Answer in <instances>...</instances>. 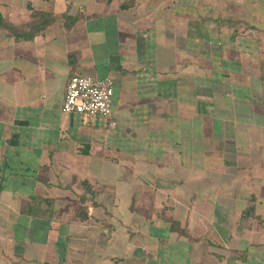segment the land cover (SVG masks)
<instances>
[{
  "label": "crops",
  "instance_id": "obj_1",
  "mask_svg": "<svg viewBox=\"0 0 264 264\" xmlns=\"http://www.w3.org/2000/svg\"><path fill=\"white\" fill-rule=\"evenodd\" d=\"M0 264H264V0H0Z\"/></svg>",
  "mask_w": 264,
  "mask_h": 264
},
{
  "label": "built area",
  "instance_id": "obj_2",
  "mask_svg": "<svg viewBox=\"0 0 264 264\" xmlns=\"http://www.w3.org/2000/svg\"><path fill=\"white\" fill-rule=\"evenodd\" d=\"M113 85L109 76L71 75L66 83L61 111L107 117L111 113Z\"/></svg>",
  "mask_w": 264,
  "mask_h": 264
},
{
  "label": "rangeland",
  "instance_id": "obj_3",
  "mask_svg": "<svg viewBox=\"0 0 264 264\" xmlns=\"http://www.w3.org/2000/svg\"><path fill=\"white\" fill-rule=\"evenodd\" d=\"M74 203H71V202H66V203H69V205H64L63 207H61V211L62 212H68V213H72V210H73V206L75 205V204H77V199L74 197ZM71 203V204H70ZM41 208V207H40ZM56 208H58V206L56 207ZM60 208V207H59ZM94 207H92V209H93ZM112 208H114L115 210H117V209H120L121 207H119V206H111L110 207V211L112 210ZM42 209V208H41ZM95 209V211H96V213H101L102 212V210H101V208L99 207V208H94ZM52 211V206H45L44 207V209L43 210H41V212H43V213H46V214H49L50 212ZM111 224V223H110Z\"/></svg>",
  "mask_w": 264,
  "mask_h": 264
},
{
  "label": "trees",
  "instance_id": "obj_4",
  "mask_svg": "<svg viewBox=\"0 0 264 264\" xmlns=\"http://www.w3.org/2000/svg\"><path fill=\"white\" fill-rule=\"evenodd\" d=\"M39 15V13H34V16H38ZM66 18H68V17H66ZM38 28L37 29H35L31 34H32V36L35 34V33H37V32H39V31H41V27H39V26H37ZM85 184V183H84ZM81 201H82V203L84 202L83 201V198H81ZM22 208H26L25 206H23ZM76 213L78 214V215H80V218L82 219V220H84L85 218H84V216H86L85 214H86V211H85V208L83 207V206H78L77 208H76Z\"/></svg>",
  "mask_w": 264,
  "mask_h": 264
}]
</instances>
